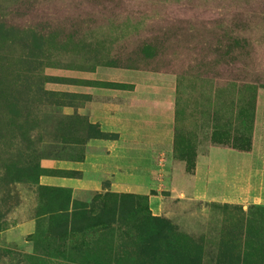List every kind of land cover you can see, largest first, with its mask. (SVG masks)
<instances>
[{"label": "rangeland", "instance_id": "rangeland-1", "mask_svg": "<svg viewBox=\"0 0 264 264\" xmlns=\"http://www.w3.org/2000/svg\"><path fill=\"white\" fill-rule=\"evenodd\" d=\"M100 68L177 77L157 204L39 183L42 160L93 137L62 107L81 102L65 90L76 73ZM258 101L264 0H0V264H264L263 209L192 195L198 156L252 150Z\"/></svg>", "mask_w": 264, "mask_h": 264}, {"label": "crops", "instance_id": "crops-1", "mask_svg": "<svg viewBox=\"0 0 264 264\" xmlns=\"http://www.w3.org/2000/svg\"><path fill=\"white\" fill-rule=\"evenodd\" d=\"M75 76L77 85L65 90L81 102L63 106L62 115L85 120L95 131L82 138L76 158L42 160L40 185L78 193L148 194L157 204L150 193L170 184L182 128L176 75L100 68ZM253 129L250 152L213 148L198 156L195 200L264 210V101L256 104Z\"/></svg>", "mask_w": 264, "mask_h": 264}, {"label": "trees", "instance_id": "trees-1", "mask_svg": "<svg viewBox=\"0 0 264 264\" xmlns=\"http://www.w3.org/2000/svg\"><path fill=\"white\" fill-rule=\"evenodd\" d=\"M94 133V132H93Z\"/></svg>", "mask_w": 264, "mask_h": 264}]
</instances>
